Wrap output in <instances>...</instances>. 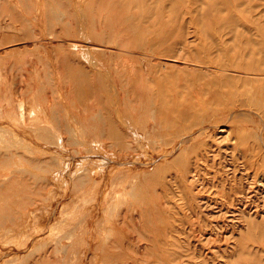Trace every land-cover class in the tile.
<instances>
[{
	"label": "rangeland",
	"instance_id": "1",
	"mask_svg": "<svg viewBox=\"0 0 264 264\" xmlns=\"http://www.w3.org/2000/svg\"><path fill=\"white\" fill-rule=\"evenodd\" d=\"M263 76L264 0H0V264H264Z\"/></svg>",
	"mask_w": 264,
	"mask_h": 264
},
{
	"label": "bare ground",
	"instance_id": "2",
	"mask_svg": "<svg viewBox=\"0 0 264 264\" xmlns=\"http://www.w3.org/2000/svg\"><path fill=\"white\" fill-rule=\"evenodd\" d=\"M206 1H207V0H206ZM209 2H210V0H209ZM83 3H84V2H83ZM118 3H119V1H118ZM207 3H208V2H207ZM230 5H231V4H230ZM231 7H232V5H231ZM81 8H82V6H81ZM81 8H80V10H81ZM232 8H233V7H232ZM75 9H76V8H75ZM193 10H194V9H193ZM77 13H78V12H77ZM186 13H187V12H186ZM59 14H60V13H59ZM79 14H80V13H79ZM83 15H84V14H83ZM209 15H211V13H210ZM60 19H61V18H60ZM79 20H81V19H79ZM7 24H8V23H7ZM7 24H6V25H7ZM195 28H196V27H195ZM232 28H233V27H232ZM197 29H198V27H197ZM195 30H196V29H195ZM76 31H77V30H76ZM197 31H198V30H197ZM198 33H199V32H198ZM138 34H139V33H138ZM219 36H220V35H219ZM91 39H92V38H91ZM164 43H165V42H164ZM212 43H213V42H212ZM89 44H90V43H89ZM94 44H98V43H95V42H94ZM100 44H101V43H100ZM98 46H100V45H98ZM104 46H105V45H104ZM154 46H155V45H154ZM234 46H235V45H234ZM75 47H76V46H75ZM89 47H90V46H89ZM96 47H97V46H96ZM100 47H101V46H100ZM90 48H91V47H90ZM98 48H99V47H98ZM158 48H160V47H158ZM187 48H188V47H187ZM87 49H88V47H87ZM148 49H149V48H148ZM185 49H186V48H185ZM213 49H214V48H213ZM74 50H75V49H74ZM83 50H84V49H83ZM90 50H91V49H90ZM94 50H95V49H94ZM180 50H181V49H180ZM75 51H76V50H75ZM88 51H89V50H88ZM118 51H119V50H118ZM90 52H91V51H89V54H91ZM178 52H179V51H178ZM77 53H78V54H77ZM77 53H76V54L80 56L79 51H77ZM80 53H81V51H80ZM83 53H84V51H83ZM214 53H215V52H214ZM84 54H85V53H84ZM147 54H148V53H147ZM241 54H242V53H241ZM81 55H82V57H81L82 59H83V58L85 59V58L87 57V55H85L86 57H84L83 54H81ZM132 55H133V54H132ZM142 56H143V55H142ZM204 56H205V55H204ZM88 57H89V56H88ZM151 58H152V57H151ZM154 58H155V57H154ZM205 58H207V57H205ZM147 59H148V58H147ZM85 60H87L86 62H88V58L85 59ZM89 60H90V58H89ZM206 60H207V59H206ZM150 61H151V60H150ZM207 61H208V60H207ZM207 61H206V62H207ZM206 62H205V63H206ZM235 62H236V61H235ZM210 64H211V63H210ZM88 65L90 66V64H88ZM95 65H97V64H95ZM122 65H123V64H122ZM230 65H231V64H230ZM91 66H92V65H91ZM206 67H207V66H206ZM93 68H94V67H93ZM198 68H199V67H198ZM208 68H210V67H208ZM94 69H95V68H94ZM212 69H213V68H212ZM215 70H216V69H215ZM97 71H98V70H97ZM99 71H100V70H99ZM205 71H206V70H205ZM205 71H204V72H205ZM218 71H219V70H218ZM221 71H223V70H221ZM104 72H105V71H104ZM198 72H200V71H198ZM212 72H213V71H212ZM260 72H261V71H260ZM228 73H229V72H228ZM228 73H227V74H228ZM232 73H233V72H232ZM236 73H237V72H236ZM214 74H215V73H214ZM214 74H213V75H214ZM217 74H218V73H217ZM225 74H226V72H225ZM105 75H106V74H105ZM210 75H211V74H210ZM228 75H229V74H228ZM240 75H241V74H240ZM242 75H243V74H242ZM223 76H224V75H223ZM225 76H226V75H225ZM243 76H244V75H243ZM249 76H250V75H249ZM252 76H253V75H252ZM240 77H241V76H240ZM246 77H247V76H246ZM259 77H260V76H259ZM263 77H264V76H263ZM240 79H241V78H240ZM263 79H264V78H263ZM206 80H207V79H206ZM234 80H235V79H234ZM255 80H256V79H255ZM197 81H198V80H197ZM213 81H214V80H213ZM209 83H210V82H209ZM209 83H208V85H209ZM211 83H212V82H211ZM246 83H247V81H246ZM248 83H249V82H248ZM248 83H247V84H248ZM257 83H258V82H257ZM228 84H229V83H228ZM157 85H158V83H156V86H157ZM208 85H207V87H208ZM225 85H226V84H225ZM261 85L263 86V84H261ZM261 85H260V86H261ZM211 86H212V85H211ZM211 86H210V90L213 88V87L211 88ZM218 87H219V86H218ZM258 88H259V87H258V85H257L256 92L258 91V90H257ZM261 88L264 89L263 87H261ZM223 89H225V88H223ZM262 89H261V90H262ZM215 90H216V89H215ZM245 91H246V90H245ZM115 92H116V91H115ZM222 92H223V91H222ZM243 92H244V91H243ZM248 92H249V91H248ZM248 92L246 91L244 94H243V93H242V94H239L241 98L238 99V100L236 101L237 104L239 105V107H241V109H242V106H243V108H244V107H248V108H250V107L253 105V104H251V100H250L248 97L252 96V95H253L254 93H256V92H254V93L252 92V93H253L252 95L248 94ZM259 92H260V89H259ZM263 92H264V91H263ZM225 93H227V91H226ZM218 94H220V93H218ZM224 95H225V94H224ZM224 95H223V96H224ZM249 95H250V96H249ZM112 96H113V95H112ZM214 96H215V95H214ZM216 96H217V94H216ZM228 96H230V95H228ZM231 96H232V94H231ZM234 96H236V94H235ZM224 97H225V96H224ZM226 97H227V96H226ZM236 97H237V96H236ZM112 98H113V97H112ZM191 98H192V97H191ZM220 98H222V97H220ZM231 98H232V97H231ZM252 98H253V97H252ZM258 98H259V97H258ZM261 98H262V97H261ZM17 99H18V98H17ZM173 99H174V98H173ZM211 99H212V98H211ZM215 99H217V98L215 97ZM225 99H227V98H225ZM234 99H235V98H234ZM234 99H233V101H234ZM236 99H237V98H236ZM236 99H235V100H236ZM263 99H264V98H263ZM19 100L21 101V104L18 105V107H17L18 109L20 108V106L22 107V105H23V104H22V101H23V100L19 98V99L17 100V102H18ZM113 100H114V99H113ZM115 100H116V99H115ZM167 100H168V99H167ZM219 100H220V99L218 98L217 101H219ZM258 100H259V99H258ZM135 101H136V100H135ZM172 101H173V100H172ZM177 101H178V100H177ZM222 101H223V99H222ZM224 101H225V100H224ZM227 101H228V99H227ZM227 101H226V102H227ZM259 101H261V100H259ZM23 102H24V101H23ZM114 102H115V101H114ZM162 102H163V101H162ZM167 102H168V101H167ZM173 102H174V101H173ZM202 102H203V101H202ZM215 102H216V101L214 100L213 103L215 104ZM219 102H220V101H219ZM229 102H230V101H228V103H229ZM234 102H235V101H234ZM252 102H253V101H252ZM256 102H257V101H256ZM115 103H116V102H115ZM163 103H164V102H163ZM163 103H162V104H163ZM205 103H207V102H205ZM211 103H212V101H211ZM223 103H224V102H223ZM259 103H260V102H259ZM162 104H161V105H162ZM173 104H174V103H173ZM203 104H204V103H203ZM214 104H213V106H214ZM219 104H220V103H219ZM226 104H227V103H226ZM232 104H233V103H232ZM261 104H264V101H263ZM261 104H260V106H256V107H255L256 109L254 108V109L256 110L255 112H254V111H248V113H244V114H240V115H238V116H241V117L244 116L246 119L250 117V121H249V123L246 122V123L248 124V125H246V126H250V125H251V126H253V128H255V130H254L252 133H250V132L247 131L248 134H247V132H246V135H248V137H247V139H245V138H244V139L246 140L245 142H246V144H247V146H248V147L246 146L247 149H249V150L251 151V153H254V152H255L256 154H261V153H262L261 151L264 150V109L261 107ZM24 105H25V104H24ZM152 105H153V104H152ZM186 105H187V104H186ZM208 105H209V104H208ZM223 105L225 106V104H223ZM227 105H229V104H227ZM230 105H231V104H230ZM235 105H236V104H235ZM182 106H183V105H182ZM210 106L212 107V104H211ZM217 106H218V105H217ZM27 107H29V106H27ZM30 107H31V106H30ZM183 107H184V106H183ZM208 107H209V106H208ZM211 107H210V109H213V107H212V108H211ZM219 107H220L219 109L222 110L223 107H221V105H219ZM263 107H264V105H263ZM31 108H32V107H31ZM31 108H30V109H31ZM159 108H160V110H161V106H160ZM190 108H191V106H190ZM252 108H253V106H252ZM32 109H33V108H32ZM197 109H198V111H200L199 108H197ZM204 109H205V105H204ZM217 109H218V108H217ZM229 109L232 110L231 108H229ZM20 110H21V109H20ZM184 110H185V108H184ZM205 110H206V109H205ZM205 110H204V111H205ZM214 110H215V109H214ZM226 110H228V109H226ZM238 110H239V109H238ZM179 111H180V110H179ZM187 111H188V109H187ZM222 111H223V110H222ZM239 111H240V110H239ZM241 111H242V110H241ZM152 112H155V111L152 110ZM152 112H151V113H152ZM161 112H163V111H161ZM161 112H159V113H161ZM167 112H168V110H167ZM183 112H184V111H183ZM196 112H197V111H196ZM234 112H235V111H234ZM234 112H228L227 114L222 115V118H226V119H228V121H229L230 123H231V122H236V121H237V122L240 123V124H242L243 122H244V124H245V121H242V120L237 116L238 113L235 114ZM246 112H247V111H246ZM22 113H23V112H22ZM169 113H170V111H169ZM205 113H206V112H205ZM207 113H208V109H207ZM211 113H212V111H210V114H211ZM215 113H216V111H215ZM217 113H218V111H217ZM217 113H216V114H217ZM242 113H243V112H242ZM161 114H162V113H161ZM189 114H190V113H189ZM189 114H188V115H189ZM193 114H194V113H193ZM203 114H204V113H203ZM19 115H21V114L19 113ZM23 115H24V114H23ZM23 115H21L22 117L20 116V117L22 118L21 121H24V119H25V118L23 117ZM26 115H27V113H26ZM150 115H151V114H150ZM165 115H166V114H165ZM186 115H187V113H186ZM191 115H192V114H191ZM204 115H206V114H204ZM27 116H28V115H27ZM106 116H107V115H106ZM120 116H121V115H120ZM159 116H160V114H159ZM169 116H170V115H169ZM182 116H183V115H182ZM215 116L217 117V115H215ZM99 117H100V116H99ZM107 117H108V116H107ZM152 117H153V116H152ZM161 117H162V116H161ZM206 117H208V116L206 115ZM206 117H205V118H206ZM244 117H243V118H244ZM23 118H24V119H23ZM158 118H159V117H158ZM164 118H165V117H164ZM182 118H183V117H182ZM193 118H194V117H193ZM197 118H198V117H197ZM211 118H212V117H211ZM211 118L209 117L208 120L211 119ZM245 118H244V119H245ZM26 119H27V117H26ZM108 119H110V118H108ZM116 119H117V118H116ZM118 119H119V117H118ZM118 119H117V120H118ZM120 119H121V118H120ZM152 119H153V118H152ZM152 119H151V120H152ZM195 119H196V118H195ZM202 119H203V118H202ZM239 119H240V120H239ZM93 120H94V119H93ZM122 120H123V119H122ZM161 120H162V119H161ZM168 120H170V119H168ZM189 120H190V118H189ZM123 121H124V120H123ZM164 121H165V119H164ZM175 121H176V120H175ZM183 121H186V120H183ZM202 121H203V120H202ZM120 122H121V121H120ZM199 122H200V120H199ZM204 122H205V120H204L203 122H200V124H201V123L203 124ZM23 123H24V122H23ZM58 123H59V121H58ZM109 123H110V122H109ZM111 123H112V121H111ZM163 123H165V122H163ZM192 123L194 124V122H192ZM227 123H228V122H227ZM120 124H121V123H120ZM171 124H172V123H171ZM174 124H175V122H173V125H174ZM186 124H187V123H186ZM193 124H192V125H193ZM202 124H201V125H202ZM225 124H226V122H225ZM228 124H229V123H228ZM231 124H233V123H231ZM236 124H237V123H236ZM109 125H112V124H109ZM122 125H123V124H122ZM165 125H166V123H165ZM192 125H191V126H192ZM226 125H227V124H226ZM166 126H167V125H166ZM170 126H171V125H170ZM183 126H184V125H183ZM186 126H187V125H186ZM197 126H199V125H197ZM239 126H240V125H239ZM187 127H188V126H187ZM234 127H235V126H234ZM166 128H167V127H166ZM166 128H164V129H166ZM177 128H178V127H177ZM188 128H189V127H188ZM209 128H217V131H218V128H222V129H221L220 131H218V132H219V133H223V134L225 133V134H226V137H224V139H225V140H228V141H231L232 138L230 137L229 129H227V127H226L224 124L221 125V124L219 123V121H212V120H211V121H208V122H207V126H206V127H203V125L200 126V128H198V130H197V133H198L197 136H198V137H199V136L202 137L203 134H206V132H208ZM246 128H250V127H246ZM246 128H245V129H246ZM0 129H1V128H0ZM112 129H114V128L112 127ZM161 129H162V128H161ZM174 129H176V127H175ZM174 129H173V130H174ZM193 129H194V128H193ZM239 129H240V128H239ZM2 130L4 131V128H3ZM2 130H1V131H2ZM39 130H40V129H39ZM71 130H72V129H71ZM130 130H131V129H130ZM173 130H172V131H173ZM188 130H189V129H188ZM242 130H244V129H242ZM33 131H34V130H33ZM53 131H54V130H53ZM113 131H114V130H113ZM179 131H180V130H179ZM238 131H239V130H238ZM250 131H252V130H250ZM4 132H5V131H4ZM41 132H42V131H41ZM72 132H73V130H72ZM116 132H117V131H115V133L113 132V134H114V135H113L114 138H115ZM165 132L168 133L169 130H168V131H165ZM170 132H171V131H170ZM241 132H242V131H241ZM241 132L238 133L237 130H236V133H235V134L240 135ZM29 133H30V132H29ZM31 133H32V132H31ZM33 133H34V132H33ZM44 133H45V132H44ZM67 133H68V132H67ZM131 133H132V132H131ZM133 133H134V132H133ZM172 133H173V132H172ZM219 133H218V134H219ZM244 133H245V132H244ZM10 134H11V133H10ZM10 134H9V135H10ZM13 134H14V136H15L16 133H13ZM13 134H12V139H13ZM17 134H19V132H18ZM52 134H53V133H52ZM54 134H56V132H54ZM73 134H76V133H73ZM161 134H162V133H161ZM168 134H169V133H168ZM178 134H179V133H178ZM242 134H243V133H242ZM32 135H33V134H32ZM57 135H58V134H57ZM57 135H56V136H57ZM69 135H70V133H69ZM132 135H134V134H132ZM163 135H164V134H163ZM171 135H172V134H171ZM189 135H190V134H189ZM246 135H245V137H246ZM249 135H250V136H249ZM17 136H18V135H17ZM52 136H53V135H52ZM54 136H55V135H54ZM154 136H155V135H154ZM177 136H178V135H177ZM192 136H193V135H192ZM197 136H196V137H197ZM214 136H217V135H214ZM223 136H224V135H223ZM243 136H244V134H243ZM1 137H2V136H1ZM1 137H0V138H1ZM46 137H47V136H46ZM48 137H49V136H48ZM132 137H133V136H132ZM137 137H138V136H137ZM156 137H157V136H156ZM158 137H159V136H158ZM186 137H187V136H185L184 138H186ZM209 137H210V135H208V138H209ZM2 138H3V137H2ZM164 138H165V137H164ZM188 138H189V136H188ZM208 138H207V140H209ZM233 138H234V137H233ZM238 138H239V136H238ZM241 138H242V137H241ZM49 139H51V138L49 137ZM55 139H56V137H55ZM68 139H69V138H68ZM139 139H140V138H139ZM182 139H183V138H181V141H183V140H184V141H187V138H186V140H185V139L182 140ZM218 139H219V138H218ZM239 139H240V138H239ZM40 140H41V139H40ZM52 140H54V139L52 138ZM178 140H179V139H178ZM178 140H177V141H178ZM16 141H18V140H16ZM140 141H141V140H140ZM184 141H183V142H184ZM217 141H219V140H217ZM235 141H237V139H236ZM0 142H1V139H0ZM18 142H19V141H18ZM18 142H17V143H18ZM20 142H21V141H20ZM44 142H45V141H44ZM52 142H54V141H52ZM55 142H56V140H55ZM58 142H59V141H58ZM60 142L62 143L61 140H60ZM76 142H77V141H76ZM116 142H117V141H116ZM126 142H127V141H126ZM128 142H129V141H128ZM134 142H135V141H134ZM137 142H138V141H136L135 143H137ZM158 142H159V141H158ZM168 142H169V141H168ZM183 142H181V143H183ZM200 142H201V141H200ZM202 142H203V141H202ZM215 142H216V141H215ZM14 143H15V142H14ZM39 143H42V142H39ZM45 143H46V142H45ZM56 143H57V142H56ZM56 143H54V145H55ZM61 143L59 144V147H60ZM113 143H115V142H113ZM165 143H166V142H165ZM181 143H180V145H181ZM184 143H185V142H184ZM193 143H194V142H193ZM224 143H226V142H224ZM229 143H230V142H229ZM236 143H237V142H236ZM254 143L257 144V149L254 147ZM124 144H126V143H124ZM127 144H128V143H127ZM168 144H169V143H168ZM170 144H171V143H170ZM176 144H179V143H176ZM222 144H223V143H222ZM241 144H243V143H241ZM241 144H240V145H241ZM10 145H11V144H10ZM10 145H9V146H10ZM14 145H15V144H14ZM47 145H48V144H47ZM74 145H76V143H75ZM77 145H78V143H77ZM108 145H109V144H108ZM128 145H129V144H128ZM180 145H179V146H180ZM240 145H238V147H239ZM42 146H44V145H42ZM49 146H50V145H49ZM51 146H52V145H51ZM62 146H63V145H61V147H62ZM119 146H120V145H119ZM140 146H141V144H140ZM147 146H148V145H146V147H147ZM167 146H168V145H167ZM177 146H178V145H177ZM6 147H7V146H6ZM10 147H11V146H10ZM27 147H28V146H27ZM34 147H35V145H34ZM45 147H46V146H45ZM57 147H58V146H57ZM57 147H56V148H57ZM59 147H58V148H59ZM61 147H60V148H61ZM81 147H82V146H81ZM81 147H79V148L81 149ZM142 147H143V146H142ZM174 147H176V146H174ZM186 147H188V146H186ZM186 147H185V148H186ZM197 147H198V146H197ZM201 147H202V146H201ZM12 148H13V147H12ZM14 148H15V146H14ZM29 148H30V147H29ZM37 148H38V147H37ZM77 148H78V147H77ZM107 148H108V147H107ZM110 148H111V146H110ZM138 148H139V146H138ZM167 148H168V147H167ZM172 148H173V147H172ZM189 148H190V147H189ZM189 148H188V149H189ZM199 148H200V147H199ZM199 148H198V149H199ZM0 149H1V148H0ZM18 149H19V148H18ZM20 149H21V148H20ZM27 149H28V148H27ZM42 149H43V148H42ZM62 149H63V147H62ZM132 149H133V148H132ZM183 149H184V148H183ZM243 149H244V148H243ZM243 149H242V150H243ZM247 149H246V150H247ZM33 150H34V149H33ZM60 150H61V149H60ZM63 150H64V149H63ZM77 150H79V149H77ZM82 150H84V148H82ZM92 150H93V149H92ZM199 150H200V149H199ZM255 150H256V151H255ZM3 151H4V150H3ZM8 151H9V150L4 151V152H8ZM13 151H14V150H13ZM43 151H44V150H43ZM67 151H68V150H67ZM142 151H143V150H142ZM181 151H182V150H181ZM244 151H245V150H244ZM33 152H35V151H33ZM41 152H42V150H41ZM48 152H49V151H48ZM145 152H146V151H145ZM174 152H175V151H174ZM0 153H1V152H0ZM27 153H28V152H27ZM39 153H40V152H39ZM43 153H45V152H43ZM50 153H51V152H50ZM50 153H49V154H50ZM74 153H75V150H74ZM161 153H162V152H160V154H161ZM168 153H169V152H168ZM175 153H176V152H175ZM186 153H187V152H186ZM186 153H185L184 155H186ZM193 153H194V152H193ZM37 154H38V153H37ZM45 154H46V153H45ZM52 154H55V153H52ZM52 154H51V156L53 157L54 155H52ZM118 154H120V153H118ZM134 154H135V153H134ZM176 154H177V153H176ZM176 154H175V155H176ZM262 154H263V153H262ZM57 155H58V154H56V156H57ZM76 155H77V154H76ZM110 155H111V153H110ZM146 155H147V153L144 154V156H146ZM162 155H163V154H162ZM175 155H173V156H175ZM237 155H238V154H237ZM58 156H59V155H58ZM118 156H119V155H118ZM131 156H132V155H131ZM163 156H164V155H163ZM163 156H162V157H163ZM232 156H233V155H232ZM119 157H120V156H119ZM142 157H143V155H142ZM166 157H167V156H166ZM171 157H172V156H171ZM247 157H249V156H247ZM85 158H86V157H85ZM85 158H84V159H85ZM128 158H129V157H128ZM131 158H132V157H131ZM131 158H130V159H131ZM159 158H160V157H159ZM185 158H186V156H185ZM207 158H208V157H207ZM236 158H237V157H236ZM52 159H53V158H52ZM55 159H56V158H55ZM55 159H53L54 162L57 160V159H56V160H55ZM82 159H83V158H82ZM120 159H121V158H120ZM120 159H119V160H120ZM124 159H126V158H124ZM164 159H165V158H164ZM237 159H238V158H237ZM134 160H135V159H134ZM134 160H133V161H134ZM148 160H149V158H148ZM162 160H163V159H162ZM62 161H63V160H62ZM137 161H138V159H137ZM153 161H154V160H153ZM153 161H152V162H153ZM165 161H166V160H165ZM31 162H32V161H31ZM57 162H58V160L56 161V163H57ZM112 162H113V161H111V163H112ZM124 162H125V160H124ZM258 162H259V161H258ZM60 163H61V162H60ZM165 163H166V162H165ZM165 163H164V164H165ZM72 164H73V163H72ZM121 164H122V163H121ZM121 164H120V166H121ZM127 164H128V163H127ZM129 164H130V163H129ZM133 164H134V162H133ZM135 164H136V163H135ZM141 164H142V163H141ZM147 164H148V163H147ZM147 164H146V165H147ZM164 164H163V165H164ZM166 164H167V163H166ZM168 164H169V163H168ZM56 165H57V164H56ZM69 165H70V164H69ZM111 165H112V164H111ZM116 165H117V164H116ZM216 165H217V164H216ZM14 166H16V165H14ZM74 166H75V165H74ZM125 166L127 167V165H125ZM130 166H131V165H130ZM130 166H128V167H130ZM147 166H148V165H147ZM159 166H160V165H159ZM67 167H68V166H67ZM80 167H81V165H80ZM80 167H79V168H80ZM111 167H112V166H111ZM123 167H124V165H123ZM126 167H125V168H126ZM161 167H164V166H161ZM73 168H74V167H73ZM132 168H133V166H132ZM159 168H160V167H159ZM239 168H240V167H239ZM77 169H78V168H77ZM77 169H76V170H77ZM113 169H114V168H113ZM130 169H131V168H130ZM186 169H187V168H186ZM36 170H37V169H36ZM39 170H40V169H39ZM111 170H112V169H111ZM111 170L109 169L108 171H111ZM114 170L116 171V169H114ZM176 170H177V169H176ZM18 171H19V170H18ZM22 171H24V169H23ZM51 171H52V170H51ZM79 171H80V170H79ZM134 171H135V169H134ZM134 171H133V172H134ZM28 172H30V170H29ZM31 172H32V171H31ZM31 172H30V173H31ZM35 172H36V171H35ZM67 172H68V171H67ZM70 172H71V171H70ZM82 172H83V171H82ZM82 172H81V173H82ZM131 172H132V171H131ZM221 172H222V171H221ZM25 173H26V172H25ZM44 173H45V172H44ZM77 173H78V172H77ZM107 173H109V172H107ZM113 173H114V171H113ZM125 173H126V171H125ZM127 173H129V172H127ZM134 173H135V172H134ZM141 173H142V172H141ZM192 173H193V170H192ZM36 174H37V172H36ZM36 174H34V175H36ZM66 174H68V173H66ZM114 174H115V173H114ZM129 174H130V173H129ZM179 174H180V173H179ZM250 174H251V173H250ZM45 175H46V174H45ZM73 175H74V174H73ZM146 175H147V174H146ZM248 175H249V174H248ZM36 176L38 177V175H36ZM67 176H68V175H67ZM76 176H77V175H76ZM106 176H107V175H106ZM131 176H132V175H130V177H131ZM179 176H181V175H179ZM191 176H192V174H191ZM72 177H73V176H72ZM72 177H70V179H71ZM133 177H134V176H133ZM181 177H182V176H181ZM193 177H195V176H193ZM235 177H236V176H235ZM40 178H42V177H40ZM40 178L38 177L39 180H40ZM86 178H87V177H86ZM131 178H132V177H131ZM183 178H184V177H183ZM38 179H37V180H38ZM43 179H44V178H43ZM43 179H42V181H43ZM195 179H196V178H195ZM35 180H36V178H35ZM37 180H36V181H37ZM45 180H46V178L44 179V181H45ZM72 180H73V179H72ZM131 180H132V179H131ZM184 180H185V179H184ZM218 180H219V179H218ZM44 181H43V182H44ZM70 181H71V180H70ZM102 181H103V180H102ZM110 181H111V180H110ZM126 181H127V179H126ZM248 181H249V180H248ZM37 182H38V181H37ZM108 182H109V181H108ZM133 182H134V181H133ZM182 182H183V181H182ZM64 183H65V182H64ZM185 183H186V182H185ZM185 183H184V184H185ZM127 184H128V183H127ZM254 184H255V185L257 184V186H258L259 188L263 189V191H264V174H258L257 177H256V179L254 180ZM10 185H11V184H10ZM40 185H41V183H40ZM81 185H83V184H81ZM98 185H99V183H98ZM119 185H120V184H119ZM119 185H117V186H119ZM123 185H124V184H123ZM174 185H175V184H174ZM113 186H115V185H113ZM183 186H184V185H183ZM185 186H186V185H185ZM185 186H184V187H185ZM197 187H198V186H197ZM111 188H112V190H113V187H112V186H111ZM122 188H123V187H122ZM122 188H121V189H122ZM132 188H133V186H132ZM179 188H180V186H179ZM116 189H117V188H116ZM175 189H176V188H175ZM196 189H197V188H196ZM117 190H118V189H117ZM123 190H124V188H123ZM144 190H145V189H144ZM198 190H199V189H198ZM198 190H197V191H198ZM130 191H131V190H130ZM133 191H134V189L132 190V192H133ZM175 191H176V190H175ZM199 191H200V190H199ZM118 192H119V191H118ZM120 192H121V191H120ZM186 192H187V191H186ZM121 193H123V192H121ZM130 193H131V192H130ZM130 193H129L128 196H130ZM163 193H164V192H163ZM180 193H181V192H180ZM188 193H189V191H188ZM198 193H199V192H198ZM108 194H109V193H107V195H108ZM119 194H120V193H119ZM177 194H179V192H178ZM216 194H217V193H216ZM131 195H132V194H131ZM193 195H194V194H193ZM218 195H219V194H218ZM126 196H127V195H126ZM132 196H133V195H132ZM132 196H131V197H132ZM105 197H106V196H105ZM108 197H109V196H108ZM121 197H123V196H121ZM165 197H166V196H165ZM170 197H171V196H170ZM24 198H25V197H24ZM133 198H135V197H133ZM167 198H168V196H167ZM116 199H118V198H116ZM119 199H120V197H119ZM121 199H122V198H121ZM121 199H120V200H121ZM176 199H177V198H176ZM70 200H71V199H70ZM128 200H129V199H128ZM132 200H133V199H132ZM136 200H137V199H136ZM102 201H103V200H102ZM104 201H106V200L104 199ZM116 201H117V200H116ZM125 201H126V199H125ZM125 201H124V202H125ZM178 201H179V200H178ZM180 201H181V200H180ZM233 201H234V200H233ZM69 202H70V201H69ZM174 203H175V202H174ZM123 204H125V203H123ZM162 204H163V203H162ZM117 206H118V204H117ZM103 207H104V206H103ZM113 207H114V206H113ZM121 207H122V206H121ZM61 208H63V207H61ZM241 209H242V208H241ZM61 210H62V209H61ZM61 210H60V211H61ZM107 210H108V206H107ZM112 210H113V209H112ZM63 211H64V210H63ZM105 211H106V210H105ZM113 211H114V210H113ZM113 211H111V212H113ZM115 211H116V210H115ZM106 213H107V212H106ZM26 214H27V213H26ZM109 214L111 215V213H109ZM113 214H114V213H113ZM241 214H243V213H241ZM260 214H263V213H260ZM52 216H54V211H53V215H52ZM63 216H64V215H63ZM74 216H75V215H74ZM251 216H252V215H251ZM251 216H250V217H251ZM49 217H50V216H49ZM64 217H67L66 214H65ZM96 217H97V216H96ZM111 217H112V216H111ZM258 217H259V216H258ZM47 218H48V217H47ZM113 218H114V217H113ZM134 218H135V217H134ZM137 218H138V217H137ZM260 218H261V217H260ZM61 219H62V218H61ZM63 219H64V218H63ZM75 219H76V218H75ZM103 219H104V218H103ZM111 219H112V218H111ZM111 219H110V220H111ZM138 219H139V218H138ZM263 219H264V218H263ZM48 221H49V219H48ZM106 221H107V220H106ZM113 221H114V220H113ZM69 222H70V221H69ZM37 223H38V222H37ZM58 223H59V222H58ZM63 223H64V222L62 221V225H63ZM70 224H71V222H70ZM113 224H114V223H113ZM58 225L60 226V224H58ZM102 225H103V224H102ZM47 226H48V224H47ZM64 226H65V223H64ZM64 226H63V227H64ZM57 227H58V226H57ZM65 227H67V226H65ZM11 228H12V227H11ZM60 228H61V227H60ZM8 229H10V228H8ZM8 229H7V230H8ZM68 229H69V227L67 228V231H68ZM73 229H74V228H73ZM196 229H197V228H196ZM45 230H46V228H45ZM56 230H57V228H56ZM56 230H55V231H56ZM62 230H63V228H62ZM92 230H93V229H92ZM135 230H136V229H135ZM10 231H11V230H10ZM55 231H54V232H55ZM57 231H59V229H58ZM107 231H108V230H107ZM109 231H110V230H109ZM111 231H112V230H111ZM147 231H148V230H147ZM60 232H62V231L60 230ZM63 232H64V231H63ZM63 232H62V233H63ZM115 232H116V231H115ZM56 233H57V232H56ZM56 233H53V234H56ZM58 233H59V232H58ZM58 233H57V234H58ZM62 233H61V234H62ZM50 234H51V233H50ZM59 234H60V233H59ZM59 234H58V235H59ZM61 234H60V235H61ZM66 234H67V233H66ZM87 234H88V233H87ZM58 235H57V238H58ZM51 236H52V235H51ZM55 236H56V235H55ZM89 236H90V235H89ZM68 237H69V236H68ZM100 237H102V236H100ZM105 237H106V235H105ZM173 237H174V236H173ZM64 238H67V237L64 236ZM69 238H71V236H70ZM60 239H61V238H60ZM88 239H89V238H88ZM88 239H87V240H88ZM122 239H123V238H122ZM61 240H62V239H61ZM69 240H70V239H69ZM104 240H105V239H104ZM106 240L108 241L109 239L107 238ZM47 241H49V239H48ZM47 241H46V242H47ZM67 241H68V240H67ZM67 241H66V242H67ZM107 241H106V242H107ZM58 242H59V241H58ZM58 242H55V243H57V244L59 245L60 242H59V243H58ZM69 242H70V241H69ZM170 242H171V241H170ZM41 243L44 244L45 242H44V243L41 242ZM41 243H40V244H41ZM47 243H48V242H47ZM7 245H9V244L7 243ZM52 245H53V243H52ZM52 245H51V247H52ZM42 246H44V245H42ZM49 246H50V245H49ZM54 246H55V244H54ZM54 246H53V247H54ZM51 247H50V248H51ZM55 247H56V246H55ZM63 247H64V246H63ZM150 247H151V246H150ZM48 250H49V249H48ZM62 250H64V249L62 248ZM60 251H61V250H60ZM56 252L58 253V251H56ZM62 252L64 253V251H62Z\"/></svg>",
	"mask_w": 264,
	"mask_h": 264
}]
</instances>
